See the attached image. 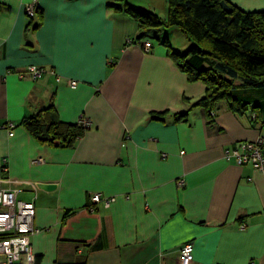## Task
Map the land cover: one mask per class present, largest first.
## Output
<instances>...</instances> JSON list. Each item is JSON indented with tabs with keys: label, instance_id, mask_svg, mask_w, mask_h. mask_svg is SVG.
<instances>
[{
	"label": "crops",
	"instance_id": "crops-1",
	"mask_svg": "<svg viewBox=\"0 0 264 264\" xmlns=\"http://www.w3.org/2000/svg\"><path fill=\"white\" fill-rule=\"evenodd\" d=\"M228 1L264 10V0ZM113 3L167 16L165 0H0V179L35 207V263L180 264L190 244L191 264H264V175L224 159L235 143L264 139V88L233 91L258 105L255 119L250 106L239 114L221 102L209 122L193 106L204 85L189 83L159 41L148 53L126 48L137 24ZM28 5L41 11L36 28ZM169 30L170 47L184 51L187 39L177 46L181 33ZM30 67L47 73L32 80ZM36 116L91 125L60 148L22 126ZM93 194L115 200L90 211Z\"/></svg>",
	"mask_w": 264,
	"mask_h": 264
},
{
	"label": "trees",
	"instance_id": "trees-1",
	"mask_svg": "<svg viewBox=\"0 0 264 264\" xmlns=\"http://www.w3.org/2000/svg\"><path fill=\"white\" fill-rule=\"evenodd\" d=\"M165 1L168 9L164 19L127 3L109 5L137 24L138 36L127 39L131 42H125V47H141L145 40L150 44L159 41L164 45L167 57L187 81L204 85L205 96L193 106L200 107L209 122H212L221 102L227 103L231 111L239 114L250 106L251 116L255 119L258 105L239 102L233 97V91L236 88H264V10L243 11L228 0ZM25 16L29 20L37 16L38 24L34 28L40 24L41 11L38 9L34 16ZM169 29H176L187 39L190 45L186 50L178 52L170 47ZM161 116L157 114L152 118L162 120ZM185 116H176V119L184 120ZM21 124L39 143L50 146L58 141L60 148L71 147L86 131L79 123L64 124L55 116H36Z\"/></svg>",
	"mask_w": 264,
	"mask_h": 264
},
{
	"label": "built area",
	"instance_id": "built-area-1",
	"mask_svg": "<svg viewBox=\"0 0 264 264\" xmlns=\"http://www.w3.org/2000/svg\"><path fill=\"white\" fill-rule=\"evenodd\" d=\"M24 12L28 17L34 16L35 6H26ZM141 48L145 53L149 52L150 42L143 41ZM45 73L47 71L37 67H30L27 70V75L32 80L40 78ZM49 73L54 75L53 71ZM55 80L60 82L61 79L56 77ZM67 86L75 89L77 82L68 80ZM78 123L84 129H89L91 125L85 118H81ZM10 127L13 128V125ZM224 159L233 161L237 166H250L264 175V139L235 143L231 149L224 151ZM34 162L43 164L44 160L38 158ZM6 183L7 180L0 179V264H36L31 251V238L38 232L34 226L35 207L32 202L21 201L18 198L19 191L9 186L5 187ZM177 186L182 187L183 181H177ZM114 200L113 197L105 198L100 194H93L89 197V210L93 211L96 205L108 209ZM192 260L193 248L190 244H186L180 250V264H191Z\"/></svg>",
	"mask_w": 264,
	"mask_h": 264
},
{
	"label": "rangeland",
	"instance_id": "rangeland-1",
	"mask_svg": "<svg viewBox=\"0 0 264 264\" xmlns=\"http://www.w3.org/2000/svg\"><path fill=\"white\" fill-rule=\"evenodd\" d=\"M179 33V32H178ZM174 39L176 40L175 42L177 43H174V44H176L177 46H181V44H185L186 43V39L184 38V36L183 35H181V34H177V35H175L174 36ZM153 43L154 44H156L157 42L156 41H153ZM190 44H188L187 45V47L189 46ZM187 47H186V49H187ZM185 49V50H186ZM183 52V51H182Z\"/></svg>",
	"mask_w": 264,
	"mask_h": 264
},
{
	"label": "water",
	"instance_id": "water-1",
	"mask_svg": "<svg viewBox=\"0 0 264 264\" xmlns=\"http://www.w3.org/2000/svg\"><path fill=\"white\" fill-rule=\"evenodd\" d=\"M48 189H51V187H47Z\"/></svg>",
	"mask_w": 264,
	"mask_h": 264
}]
</instances>
